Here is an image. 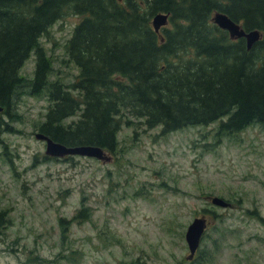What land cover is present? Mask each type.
<instances>
[{
	"label": "rangeland",
	"instance_id": "rangeland-1",
	"mask_svg": "<svg viewBox=\"0 0 264 264\" xmlns=\"http://www.w3.org/2000/svg\"><path fill=\"white\" fill-rule=\"evenodd\" d=\"M79 21L69 15L40 38L50 79L67 86L77 68L65 48ZM34 68L32 53L21 73L32 78ZM48 102L26 88L19 122L0 111V126L13 128L0 135V264H264V129L217 137L218 121L162 134L122 118L107 160L55 159L34 137ZM82 207L88 219L74 220ZM200 217L208 228L189 261L185 233Z\"/></svg>",
	"mask_w": 264,
	"mask_h": 264
},
{
	"label": "trees",
	"instance_id": "trees-1",
	"mask_svg": "<svg viewBox=\"0 0 264 264\" xmlns=\"http://www.w3.org/2000/svg\"><path fill=\"white\" fill-rule=\"evenodd\" d=\"M215 13L261 39L248 51L244 39L231 40L211 22ZM158 14L171 23L160 34L151 26ZM69 15L80 17L65 48L77 68L71 86L50 79L52 61L40 44ZM32 53L27 78L21 70ZM26 88L49 101L37 131L66 147L115 154L122 118L162 134L218 121L217 137L264 129V0H0V107L11 123L20 121L15 106ZM4 132L12 126L1 125ZM88 217L82 207L74 220Z\"/></svg>",
	"mask_w": 264,
	"mask_h": 264
},
{
	"label": "water",
	"instance_id": "water-1",
	"mask_svg": "<svg viewBox=\"0 0 264 264\" xmlns=\"http://www.w3.org/2000/svg\"><path fill=\"white\" fill-rule=\"evenodd\" d=\"M212 22L217 25L221 30L227 31L231 39L244 38L247 45V50H250L252 45L260 38V33L257 31L244 32V30L236 23L232 22L228 17L223 14L216 13ZM167 15H157L152 20V26L155 32H158L160 27L166 25ZM37 140L45 142V155L53 158H63L66 156H81L98 159L101 161L107 160L104 151L101 148L94 146H76L66 147L62 144L52 141L50 138L44 136L41 133L35 135ZM211 203L215 206L226 208L228 203L224 202L220 198H212ZM206 221L204 218H196L188 226L185 233V241L190 255L188 260L193 259V256L199 246L200 239L205 231Z\"/></svg>",
	"mask_w": 264,
	"mask_h": 264
}]
</instances>
